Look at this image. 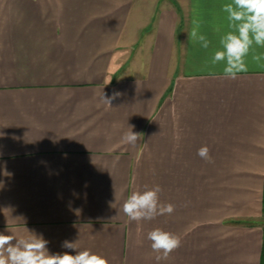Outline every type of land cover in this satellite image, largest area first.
I'll return each instance as SVG.
<instances>
[{"label": "crops", "instance_id": "1", "mask_svg": "<svg viewBox=\"0 0 264 264\" xmlns=\"http://www.w3.org/2000/svg\"><path fill=\"white\" fill-rule=\"evenodd\" d=\"M222 2L0 0V233L109 264H264V66L224 78L188 36L199 16L215 47ZM155 185L175 211L129 221ZM155 228L181 239L160 261Z\"/></svg>", "mask_w": 264, "mask_h": 264}, {"label": "clouds", "instance_id": "2", "mask_svg": "<svg viewBox=\"0 0 264 264\" xmlns=\"http://www.w3.org/2000/svg\"><path fill=\"white\" fill-rule=\"evenodd\" d=\"M223 19L222 26H217L215 32L218 40L215 47L213 41L202 31V21L195 16L188 32L189 40L203 50H211L210 64L221 65L222 75L227 79H236L239 74L248 73L253 62L264 66V0H223L220 5ZM120 93L111 97L103 93V101L111 106L112 100ZM125 133L122 142L135 146L141 134L132 131ZM197 155L207 162H212L210 149L202 146ZM159 185L146 188L143 191H133L122 205V211L129 221H150L160 215H171L175 205L160 202ZM28 231V230H27ZM27 237L15 234L0 233V264H109L106 257L91 250H77L75 243L64 241L62 247L76 249V254L69 252L50 254L49 243L42 235L29 232ZM150 247L157 253L155 259H167L171 253L181 247V239L175 233L155 228L148 232Z\"/></svg>", "mask_w": 264, "mask_h": 264}, {"label": "rangeland", "instance_id": "3", "mask_svg": "<svg viewBox=\"0 0 264 264\" xmlns=\"http://www.w3.org/2000/svg\"><path fill=\"white\" fill-rule=\"evenodd\" d=\"M191 60L188 61L187 65H189V67L187 65H183L181 64V61L179 62V65H180V70L182 71H191V70H198L201 68V66L197 65V63H200L201 59L203 58L201 53L197 50H191Z\"/></svg>", "mask_w": 264, "mask_h": 264}]
</instances>
